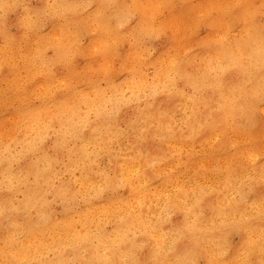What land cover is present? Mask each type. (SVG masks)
<instances>
[{
	"label": "clouds",
	"instance_id": "1",
	"mask_svg": "<svg viewBox=\"0 0 264 264\" xmlns=\"http://www.w3.org/2000/svg\"><path fill=\"white\" fill-rule=\"evenodd\" d=\"M0 264H264V0H0Z\"/></svg>",
	"mask_w": 264,
	"mask_h": 264
}]
</instances>
